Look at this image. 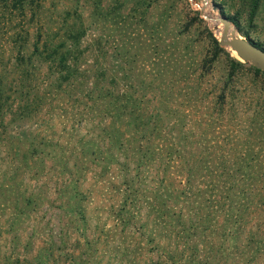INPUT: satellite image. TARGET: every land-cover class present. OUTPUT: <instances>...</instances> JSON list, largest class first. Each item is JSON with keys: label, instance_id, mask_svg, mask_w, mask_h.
<instances>
[{"label": "trees", "instance_id": "trees-1", "mask_svg": "<svg viewBox=\"0 0 264 264\" xmlns=\"http://www.w3.org/2000/svg\"><path fill=\"white\" fill-rule=\"evenodd\" d=\"M43 1L0 0V264L92 262L68 245L87 241L89 172L107 264H264V96L228 92L235 74L212 80V57L264 71L207 30L211 58L148 64L118 45L137 72L115 76L80 13L51 20ZM240 2L249 18L264 5Z\"/></svg>", "mask_w": 264, "mask_h": 264}, {"label": "rangeland", "instance_id": "rangeland-1", "mask_svg": "<svg viewBox=\"0 0 264 264\" xmlns=\"http://www.w3.org/2000/svg\"><path fill=\"white\" fill-rule=\"evenodd\" d=\"M211 2L216 4L217 9H211ZM43 5L51 20H56L66 10L80 13L82 23L87 26V34L82 42L95 45L96 40L104 41L105 60L114 64L111 73L115 76L131 75L137 72L133 67L134 57L129 56L131 62L125 64L124 61L128 57H121L116 53L118 45L122 48L128 47L129 54L135 51L140 52L141 56L139 55L136 61L148 64H150L149 60L160 61L164 59V56L173 57L174 60L180 57L178 54H184L181 57L186 61L211 58L212 51L207 38V30L216 39L218 36L213 30V25L200 15L201 5L209 12L222 10L228 16L237 13L240 20L239 26L231 19L237 31L241 28L243 32H247L246 36L254 41L257 40L264 47V5L255 9L249 18V11L244 8L240 0H44ZM195 15L201 20L195 19ZM78 21H80L79 17L76 18V22ZM190 21L192 22L188 25ZM9 28L10 23L5 25L0 23V34ZM224 49L237 60L245 62L235 51L236 56L231 54V49ZM212 58L215 59L212 66V80L221 79L226 72L235 74L232 76L233 80L227 89L228 92L235 95L240 94L246 105L250 95H253L255 99L257 93L260 92L257 96L258 100L262 98L260 96H264V83L253 77L249 71H237L239 69L230 65L223 53H218ZM144 71L147 70H141L142 73ZM252 92L256 93L251 94ZM233 99H236V96ZM249 110L246 111L249 113ZM86 176L87 179L83 181L81 188L85 191L93 189L86 198L89 202L85 209L87 228L85 226L84 234L88 236L87 241L82 238L79 229L77 231L80 235L78 242L70 236L68 245L74 246L75 252L78 255L81 253L82 258L92 260V262L88 261L91 262L90 264H95L94 261L98 259L99 264H107V261L111 259V249L107 247L108 243H105L104 238L99 239V243L91 238L97 232L92 229L93 223L98 217L102 202H106L105 196L107 195L104 194L103 188L98 187L102 183L93 182L92 172L87 173ZM54 210L55 208H50L47 214ZM47 214L42 217L43 220L48 216ZM76 223L80 225L78 220H75ZM106 226H108V219L105 220L103 227Z\"/></svg>", "mask_w": 264, "mask_h": 264}, {"label": "water", "instance_id": "water-1", "mask_svg": "<svg viewBox=\"0 0 264 264\" xmlns=\"http://www.w3.org/2000/svg\"><path fill=\"white\" fill-rule=\"evenodd\" d=\"M210 7L211 9H217L214 2L210 3ZM199 13L211 25L221 24L217 39L221 47L234 50L241 59L264 71V48L258 46L248 36L239 35L227 14L222 10L209 12L202 5L199 7Z\"/></svg>", "mask_w": 264, "mask_h": 264}, {"label": "bare ground", "instance_id": "bare-ground-1", "mask_svg": "<svg viewBox=\"0 0 264 264\" xmlns=\"http://www.w3.org/2000/svg\"><path fill=\"white\" fill-rule=\"evenodd\" d=\"M220 28H221V24L220 23H218L217 25H213V30H214V32H215V34L217 36L220 33ZM231 51H232L231 54L234 55V56H236L234 50H231Z\"/></svg>", "mask_w": 264, "mask_h": 264}]
</instances>
